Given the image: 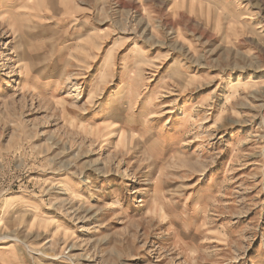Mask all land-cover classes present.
Masks as SVG:
<instances>
[{"label":"rangeland","instance_id":"obj_1","mask_svg":"<svg viewBox=\"0 0 264 264\" xmlns=\"http://www.w3.org/2000/svg\"><path fill=\"white\" fill-rule=\"evenodd\" d=\"M0 264H264V0H0Z\"/></svg>","mask_w":264,"mask_h":264},{"label":"bare ground","instance_id":"obj_2","mask_svg":"<svg viewBox=\"0 0 264 264\" xmlns=\"http://www.w3.org/2000/svg\"><path fill=\"white\" fill-rule=\"evenodd\" d=\"M151 65H152V64H151ZM151 65H150V66H151ZM103 70H104V68H103ZM104 73H106V72H105V71L101 72V73L99 74V76H100V77H101V76L103 77V76H104ZM178 73H179V72H178ZM106 74H107V73H106ZM129 89H130V88H129ZM136 92H137V91H136ZM125 140H126V139H125ZM70 195H71V194H70ZM63 205H64V204H63ZM6 228H7V227H6ZM2 233H3V232H2ZM8 238L10 239L9 234L6 235V236H2V237H1V239H4V240H5V239L7 240Z\"/></svg>","mask_w":264,"mask_h":264}]
</instances>
